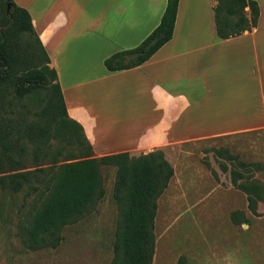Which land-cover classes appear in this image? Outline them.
Instances as JSON below:
<instances>
[{"label":"crops","instance_id":"crops-1","mask_svg":"<svg viewBox=\"0 0 264 264\" xmlns=\"http://www.w3.org/2000/svg\"><path fill=\"white\" fill-rule=\"evenodd\" d=\"M253 1L256 26L221 39L216 0H179L172 39L142 65L109 72L104 59L137 47L167 0H13L100 157L264 130V0Z\"/></svg>","mask_w":264,"mask_h":264},{"label":"trees","instance_id":"trees-1","mask_svg":"<svg viewBox=\"0 0 264 264\" xmlns=\"http://www.w3.org/2000/svg\"><path fill=\"white\" fill-rule=\"evenodd\" d=\"M216 1L214 13L219 38L235 37L256 26L259 8L255 1ZM178 3L179 0H167L159 25L137 47L106 58L105 69L123 71L148 61L172 39ZM49 65V56L30 14L13 0H0V186L12 193L26 188L30 196L37 193L45 181L47 194L28 231L27 246L31 250L55 248L63 241L61 231L64 227L81 218L104 197L100 167L107 165L116 168L113 198L118 207L111 264H152L156 201L174 173L161 152L140 158L127 153L98 158L82 153L80 160L58 167L47 180L43 177L48 169L24 171V158L31 155L35 160L45 159L49 142L60 139L61 131L68 126L78 130L80 143L86 145V151L93 152L83 128L69 118L57 73ZM36 89L44 90V105L36 114L39 120L28 122L25 116L32 111L22 100ZM73 142L74 139H67L68 144ZM237 161L236 168L228 171L223 166L221 170L228 172L231 182L240 187L238 181L244 178L245 172L258 171L261 166ZM52 163H57L56 155ZM248 180L251 186L243 190L248 192L252 208L253 198L260 196L257 190L262 186L254 178ZM177 264H186V260L180 258Z\"/></svg>","mask_w":264,"mask_h":264},{"label":"rangeland","instance_id":"rangeland-1","mask_svg":"<svg viewBox=\"0 0 264 264\" xmlns=\"http://www.w3.org/2000/svg\"><path fill=\"white\" fill-rule=\"evenodd\" d=\"M121 97L118 99L123 102ZM44 98L43 89L23 98L22 104L32 111L25 116L26 121L39 120L36 114ZM67 139L74 142L68 144ZM80 142L78 130L68 126L61 131L60 139L49 142L45 159L35 160L31 155L24 158V171L48 169L43 177L47 180L58 167L80 160L82 153L100 157L86 151V145ZM157 152L163 154L174 173L156 201L152 264H177L180 258L186 264H264V130L126 153L140 158ZM55 155L57 163L53 164ZM236 159L261 166L258 171H246L238 181L240 187L221 170L223 166L228 171L236 168ZM100 174L104 197L64 227V239L57 247L39 250H31L26 239L47 198L45 181L30 196L26 188L12 193L0 186V264H111L118 223L113 198L116 168L103 165ZM253 178L263 188L257 190L260 196L253 198L250 208L248 192L243 188L248 189V179Z\"/></svg>","mask_w":264,"mask_h":264}]
</instances>
